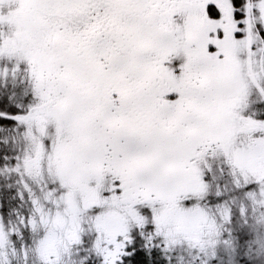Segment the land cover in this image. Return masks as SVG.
Segmentation results:
<instances>
[{
  "label": "snow or ice",
  "instance_id": "obj_1",
  "mask_svg": "<svg viewBox=\"0 0 264 264\" xmlns=\"http://www.w3.org/2000/svg\"><path fill=\"white\" fill-rule=\"evenodd\" d=\"M0 264H264V0H0Z\"/></svg>",
  "mask_w": 264,
  "mask_h": 264
}]
</instances>
